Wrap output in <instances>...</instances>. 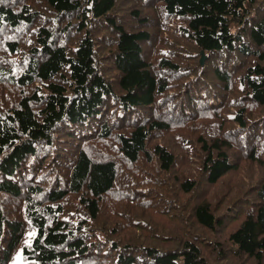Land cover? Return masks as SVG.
Returning a JSON list of instances; mask_svg holds the SVG:
<instances>
[{
  "label": "trees",
  "instance_id": "1",
  "mask_svg": "<svg viewBox=\"0 0 264 264\" xmlns=\"http://www.w3.org/2000/svg\"><path fill=\"white\" fill-rule=\"evenodd\" d=\"M0 264H264V0H0Z\"/></svg>",
  "mask_w": 264,
  "mask_h": 264
},
{
  "label": "water",
  "instance_id": "2",
  "mask_svg": "<svg viewBox=\"0 0 264 264\" xmlns=\"http://www.w3.org/2000/svg\"><path fill=\"white\" fill-rule=\"evenodd\" d=\"M203 52H201L200 63H203Z\"/></svg>",
  "mask_w": 264,
  "mask_h": 264
},
{
  "label": "rangeland",
  "instance_id": "3",
  "mask_svg": "<svg viewBox=\"0 0 264 264\" xmlns=\"http://www.w3.org/2000/svg\"><path fill=\"white\" fill-rule=\"evenodd\" d=\"M207 194V193H206Z\"/></svg>",
  "mask_w": 264,
  "mask_h": 264
}]
</instances>
